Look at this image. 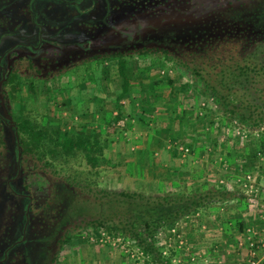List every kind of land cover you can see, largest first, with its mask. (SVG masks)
<instances>
[{
  "label": "trees",
  "instance_id": "trees-1",
  "mask_svg": "<svg viewBox=\"0 0 264 264\" xmlns=\"http://www.w3.org/2000/svg\"><path fill=\"white\" fill-rule=\"evenodd\" d=\"M137 1L120 0L123 5L134 8V14L128 16V22H132L135 17L140 20L135 29L136 41L140 46L134 54L142 61L152 54L161 53L164 60L190 70L201 87L199 95L210 96L212 102L205 105L193 103L188 110L183 108L179 112L173 108L170 116L175 118V126L165 129L166 143L157 131L160 128L156 120L151 118L154 110L147 109V94L167 82L172 93L169 102H177L180 93L185 95L191 86L185 83L175 88L172 79L150 80L148 75L137 81L138 75L134 73L126 55L130 50L124 53L119 47H110L114 46L110 39L115 31L111 26L104 27L108 38L102 40L101 35L97 42L99 47L103 46L105 56L117 61L121 83L114 103L115 113L104 121L102 129L73 132L58 126H46L37 116L29 115L23 105L17 117L12 112L2 110L0 102V230L11 229L10 225L18 218L19 210H26L31 202L29 187L22 182L24 168L31 163L33 170H41L52 179L65 181L67 189L75 185L93 193L99 206L97 217L82 220L74 226L86 227V240L100 232L120 235L130 239L133 248H141L148 262L173 264L172 260L178 257L175 253L177 250L174 252L170 249L171 253L164 256L163 247L156 241L159 232L192 219L202 208L225 202L230 194L222 186L214 190L209 183L199 181L209 174L208 164L214 161V157H209L208 163L203 160L192 167L190 174L193 177L189 176L191 187H188V180L185 177V180L181 179L185 173L174 168V164H179L182 152L168 150L167 144L172 143L179 148L190 137L195 142L193 152L198 151V146L203 144L202 150L205 153L214 151L217 158L222 157L223 164L235 166L241 162L243 172L249 170L244 164L261 163L260 156L264 159V0H173L165 5L163 12H156L154 16L149 14L148 17L135 14L140 9V5H136ZM123 29L126 32L127 27ZM124 41L131 42L129 35L125 36ZM100 57L94 55L90 61H98ZM28 60L31 74L40 73L34 65V59ZM1 78L0 75V81ZM144 81L148 84H144ZM22 86L19 72L12 69L0 83V89L11 100L15 99ZM35 86V82L30 83L33 93L36 92ZM128 96L135 100L129 111L122 103ZM135 96L142 98L139 105H135ZM218 108V119H211L210 114ZM188 113L193 114L195 121L190 129L191 134L183 129L182 124ZM133 123L155 133L156 147H161L159 157H156L155 148H143L141 152L146 157L140 154V159L146 158L147 162L141 167L142 170L134 163H127L130 175L141 177L145 170L153 169L156 164L167 165L166 168L175 170V191L165 190L161 196L155 197L144 185L119 192H110L108 187L99 189L102 164L112 169L123 165L108 158L110 145L114 143L115 137L126 138ZM151 123H155L158 128L150 129ZM206 125L210 128L209 134H214L207 140L202 138L201 131L197 129V126ZM235 125L246 127L251 132L247 140L235 136L234 145H230L228 132L231 129L234 131ZM9 139L10 144L7 142ZM79 159L84 161L88 169L76 167L80 163L76 160ZM161 190L157 189L156 192ZM4 193H8L9 198ZM232 196L235 197L234 194ZM238 199L242 202L245 198L240 195ZM21 223H26L25 213ZM87 228L97 231L94 233ZM73 240L70 230H67L58 240L59 249ZM57 254L58 251L53 252L51 263L56 262Z\"/></svg>",
  "mask_w": 264,
  "mask_h": 264
},
{
  "label": "rangeland",
  "instance_id": "rangeland-1",
  "mask_svg": "<svg viewBox=\"0 0 264 264\" xmlns=\"http://www.w3.org/2000/svg\"><path fill=\"white\" fill-rule=\"evenodd\" d=\"M27 1L28 0H0L1 30L13 28L16 24H19L21 19L27 18V16L22 18L25 11V2ZM171 1L173 0H138L136 5H140V9L136 11L135 14H137V16L144 14L146 17H148L149 14L154 16L156 12L161 13L165 5L169 4ZM111 9L112 13L108 18L112 23L114 22L115 25L118 23L120 26H123V28L127 27L124 35H129V38H133V43L124 41L118 46L119 37L115 34L113 38L110 39V41L114 42V46L110 47H114V49L119 47L124 53L130 50L126 55L130 62V66L134 69V73L136 72L138 75L137 81L140 80V77L144 78L143 76L148 75L150 80L161 78L172 79L175 88H180V86L185 83L191 86V90L185 95L180 93L177 102H169L172 93L171 87L167 82L163 86L157 88L156 91L147 94L149 105L147 109L149 111L154 110L151 118L156 120L160 128L157 131L167 143L165 129L175 126V118L173 119V117L170 116V111L173 108L174 111L178 112L183 108L188 110L189 106L193 103L194 105L199 103H210L211 97L199 95L202 90L196 83L191 71L176 66L171 61L164 60L161 53L152 54L147 59L141 61L139 56L134 54L140 44L134 39L137 38V36L133 32L136 29V23L140 20L135 17L132 22H128V16L134 14V8L128 4L123 5L120 0H115ZM92 21V23H95L99 20L95 18L92 19ZM119 25L117 26L119 27ZM74 27L79 31L81 29L85 31L81 24L75 25ZM122 31H124V29ZM51 33L55 32L53 31ZM105 34H107L106 31L100 33V35L103 36L102 40L108 38ZM55 35H59L57 38L60 37L61 40L65 39L64 34L56 33ZM95 40L90 53L76 51L58 52L48 48V51L44 53L45 55L41 59H34L33 62L36 69L40 70L38 74L33 72L34 75L31 74L28 68L29 58H24V56L22 58H14L13 62L11 61V66L8 68L9 70L12 69L19 72L20 78L23 81V86L13 100H11L9 96L4 95L3 91L0 89L1 109L12 112L14 116L18 117V111L21 105H23L27 113L37 116L42 124L50 127H62L63 130L67 129L73 132H82L83 130L91 132L102 129L104 121L110 119V116L115 113L114 103L120 92L119 88L121 81L118 73L117 61L111 60L105 56V50L102 48L103 46L99 47L97 39ZM94 55H101V57L98 61H90V58ZM145 81L144 84H148ZM31 82H35L36 84V92L34 93L30 87ZM196 84L198 86H196ZM197 90L200 91L196 92ZM135 99V105H139L142 98L140 96H135ZM133 101H135L133 97L128 96L122 102L127 111L131 109ZM219 114L218 108L213 114H210L211 119L212 117L218 119ZM45 115L49 119L45 117ZM182 124L183 129L191 134L192 130L190 129H192V125L195 124L193 114L188 113L182 121ZM158 127L155 126V123L150 124V129ZM197 129L201 131L200 134H202V138L206 140L211 139L214 135H210L211 133L208 125L204 127L197 126ZM232 131L231 129L228 132L230 145H234V138H236L233 133L234 131ZM215 132L216 130H214L213 133ZM152 135H155V133H151L147 127H140V125L133 123L130 132H127L126 138H122L121 136L118 138L115 137L114 143L110 145L108 158L114 162L123 163V165L112 169L102 164L100 169L102 171V179L99 189L108 187L110 192H119L125 189L134 190L144 185L147 187L148 192L154 193L155 197L161 196L163 194L162 192L165 190H174V168L180 169L182 173H185V175L180 178L182 180L187 179V185L191 187L190 177H193L192 174H190L191 169L197 164H194V166H188L186 164L188 168L183 166L185 163L189 164V162H187L188 159L191 160L190 158L194 155L199 157V159L204 158V161L207 163L209 162V157L215 158H213V168L210 163L208 164V168H212L210 174L215 173L217 175L216 178L225 177L227 173L230 175V172L224 168L226 164H223L221 167L219 163L216 162H220V158L214 155V151L208 150L207 153H205L204 150H202L203 144H201V146L199 145L200 148H198V151L195 150L193 152L192 146L195 142L188 137L184 141V143H186L184 145L190 147V152L184 154L178 151V153H180V161L178 165L174 164V168L168 169L163 164H156L153 169L142 171L143 174L141 177L131 176L126 164L134 163L136 166H139L140 169L142 166L144 167L143 164L147 162V159L141 160L142 157H140V154H144L143 157H146V154L143 151L141 152L143 148H146V146L148 148H155L157 153L156 157H159L161 146L156 147L157 135ZM7 142L10 144L11 139L7 140ZM177 146L178 145L169 143L166 147L168 150L175 151L179 150ZM216 154L219 155L220 153ZM76 161L81 163L76 165L77 168H87L82 159ZM239 170L238 168V171ZM24 172L22 182L29 187L28 195L31 197V202L29 204L31 212H29V231L26 235V244L16 249L18 254H20L21 251H25L27 257L24 264H118L120 258H122L123 264H132V261L127 257L125 252H123L121 247L111 246V248L108 247L109 244L102 245L91 243L90 239H85V233L88 232L86 227L83 225L78 228L74 227L80 224L82 220H90L97 217L99 206L95 201L93 193L83 191L75 185L67 189L66 187L68 185L65 181L62 179H52L41 170H33L31 163L24 168ZM157 189L162 190L156 192ZM4 194L9 198L8 193ZM17 221L18 223H15L19 229L20 225H23L20 221V215ZM188 223L187 227L190 225L194 226L195 221L190 220ZM87 229L93 231L92 228ZM67 230H70L74 240L71 244L59 249L58 240L61 236H64ZM95 231L97 230L94 229L93 232L95 233ZM186 232L187 234H184L182 238L186 241L187 251H190V246L187 241L190 242L192 239L189 238L188 229ZM169 236L170 234L166 230L164 238H168ZM175 239L177 238L172 237V241H175ZM8 241H10V239H6V242ZM163 241L164 239L161 240V242ZM55 251H58L57 259L55 263H51L52 254ZM102 255H106L108 259L106 261L104 260V263L100 262L102 261L101 258H103ZM20 261V259L14 258L12 262L13 264H21Z\"/></svg>",
  "mask_w": 264,
  "mask_h": 264
},
{
  "label": "flooded vegetation",
  "instance_id": "flooded-vegetation-1",
  "mask_svg": "<svg viewBox=\"0 0 264 264\" xmlns=\"http://www.w3.org/2000/svg\"><path fill=\"white\" fill-rule=\"evenodd\" d=\"M114 1L28 0L25 2L22 18L26 16L27 18L21 19L13 28L7 30L0 28V75L2 77L0 83L6 79L8 67L11 66L14 58L24 56V58L41 59L48 48L58 52L90 53L96 41L95 38L101 37L100 33L107 26L113 27L115 34L119 37L118 45H120L126 36L125 31H122L123 26L117 23L118 27L108 18L111 16V6ZM93 15L96 20H99L98 22L92 23V19H95ZM80 24L85 31L81 28L79 31L74 27ZM53 31L55 33H51ZM133 32L135 33V30ZM56 33L64 34L65 39L57 38L59 35H55ZM130 40L133 43V38ZM30 210L28 205L26 210H19L17 213V216L20 215V221H22L23 213L26 215V223L20 225L19 229L15 218L10 225L11 229L8 227L0 230V264H13L14 258L20 259L21 264L26 262L25 251L18 254L16 249L26 244ZM6 239L10 241L6 242Z\"/></svg>",
  "mask_w": 264,
  "mask_h": 264
},
{
  "label": "crops",
  "instance_id": "crops-1",
  "mask_svg": "<svg viewBox=\"0 0 264 264\" xmlns=\"http://www.w3.org/2000/svg\"><path fill=\"white\" fill-rule=\"evenodd\" d=\"M184 146L188 147L187 145ZM190 159L187 161L189 164L185 163L183 167L188 168L187 165L194 166V164L204 160V158L199 159L195 155ZM219 161L216 162L222 167L224 163L222 157ZM213 162L210 163L212 168ZM244 165L249 168L247 172L242 171L243 164L241 162L235 166L226 164L224 168L230 172V175L226 172L227 175L225 177L219 178H216L217 175L215 173L210 174L212 171L210 167L209 174L199 179L201 183L207 182L211 184L214 190H217L220 186L224 187L230 197L225 202L214 203L207 208L199 210L192 219L188 220H194V226L190 225L187 227L188 221L181 222L180 233L182 237L187 234L186 231L188 229L189 238L192 239L190 242L187 241L190 251H187L186 247L179 248L178 242L172 241L170 236L169 240L166 239L159 245L169 254L171 253L170 249H173V251L177 250V252L174 251L178 255L175 258H181L185 264H243L250 254L249 236L246 234V229L252 228L258 234L257 237L259 239L257 241H264V159L261 160V163ZM164 166L167 167V165ZM238 168L240 169L239 171ZM247 174L251 175L253 181H255V185L258 188V196L256 199H244L241 202L238 199L241 192L237 180ZM222 181L225 184H221ZM108 247L111 246L109 245ZM102 257V261H100L101 259L99 260L100 262L104 263V260H108L106 255H102ZM118 264H123L122 258L118 260ZM132 264H134L133 261Z\"/></svg>",
  "mask_w": 264,
  "mask_h": 264
},
{
  "label": "built area",
  "instance_id": "built-area-1",
  "mask_svg": "<svg viewBox=\"0 0 264 264\" xmlns=\"http://www.w3.org/2000/svg\"><path fill=\"white\" fill-rule=\"evenodd\" d=\"M212 102V100H211ZM203 105H205L203 103ZM215 108H217L214 105ZM236 124V122H234ZM249 131L246 127H242L239 125L234 126V134L237 137L242 138V140H247ZM179 151L188 154L190 152L189 147L185 146H180ZM261 160L263 157H261ZM221 184H225L224 181L221 182ZM237 184L239 186L241 195L245 199L253 200L256 199L258 196V188L255 185V181H253L252 176L247 174L244 175L243 177L239 178L237 180ZM182 223H177L175 224L171 229H168L167 231L169 232L170 236L177 238L175 241L178 242V247L179 248H184L186 247L185 240L182 238L181 233L177 234L178 230L181 229ZM246 234L249 236L248 237V242H249V247H250V254L249 258L243 263V264H264L263 263V254H264V241H257L259 238L257 237V233L252 229H246ZM165 236V231H160L159 234L157 235V244L159 245L162 244L161 240H169L168 238H164ZM91 243H96V244H102V245H107L109 244L112 247H121L123 249V252L127 255V257L133 261L134 264H154L153 262L149 261L148 258L145 256V253L143 250L139 247H132V241L130 239H126L122 236H113V235H108L104 232H100L99 235H92L90 237ZM168 245H170L168 243ZM168 252L166 250H163V255L166 256ZM174 264H185L181 258H174L173 260Z\"/></svg>",
  "mask_w": 264,
  "mask_h": 264
}]
</instances>
